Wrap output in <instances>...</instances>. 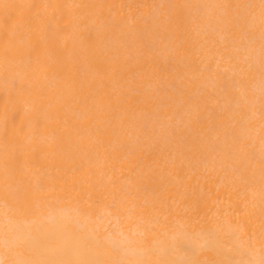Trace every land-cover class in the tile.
Wrapping results in <instances>:
<instances>
[{"label": "bare ground", "instance_id": "bare-ground-1", "mask_svg": "<svg viewBox=\"0 0 264 264\" xmlns=\"http://www.w3.org/2000/svg\"><path fill=\"white\" fill-rule=\"evenodd\" d=\"M0 264H264V0H0Z\"/></svg>", "mask_w": 264, "mask_h": 264}]
</instances>
